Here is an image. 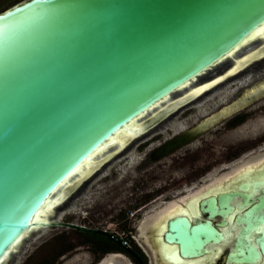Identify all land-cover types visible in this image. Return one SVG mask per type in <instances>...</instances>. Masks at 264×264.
Listing matches in <instances>:
<instances>
[{"label": "water", "instance_id": "obj_1", "mask_svg": "<svg viewBox=\"0 0 264 264\" xmlns=\"http://www.w3.org/2000/svg\"><path fill=\"white\" fill-rule=\"evenodd\" d=\"M263 26L264 0H20L1 9L0 264L26 234L60 223L35 214L89 175L73 177L88 157L93 169L104 164L110 143L98 156L100 145L253 40L264 45L262 35L248 39ZM172 218L168 229L184 231L185 217Z\"/></svg>", "mask_w": 264, "mask_h": 264}, {"label": "flooded vegetation", "instance_id": "obj_2", "mask_svg": "<svg viewBox=\"0 0 264 264\" xmlns=\"http://www.w3.org/2000/svg\"><path fill=\"white\" fill-rule=\"evenodd\" d=\"M251 47L237 57L257 46ZM232 59L190 85L226 73ZM263 63L258 57L234 72L232 67L214 85L161 114L186 86L167 104L132 120L133 130H120L125 137L109 144L108 166L100 169L90 193L102 187L99 196L106 207L92 218H120L121 234L86 230L93 237L95 264L101 257L102 264H264V105L259 112L238 111L264 95V78L255 81ZM197 99L188 106L190 117L166 118ZM120 141L123 145L114 149ZM83 186L75 189L77 201L89 190ZM176 215L185 217L184 231L168 229ZM203 221L214 230L203 229ZM167 230L172 235L165 237Z\"/></svg>", "mask_w": 264, "mask_h": 264}, {"label": "rangeland", "instance_id": "obj_3", "mask_svg": "<svg viewBox=\"0 0 264 264\" xmlns=\"http://www.w3.org/2000/svg\"><path fill=\"white\" fill-rule=\"evenodd\" d=\"M18 1L20 0H0V10ZM259 44L260 42L258 43L257 41H253L244 46L241 50L246 47H254ZM247 53L248 52L239 56V58L245 56ZM262 66L264 67V63ZM232 67H230L226 73L219 75V77L216 76L218 78L215 77L210 81H206V83L218 80L220 77H224ZM263 78L264 72L257 73L255 81H261ZM198 86H200V84L190 87V89ZM186 91L185 93H187ZM198 101L199 100L197 99L194 102L190 101L185 105L180 106L166 116V118L169 117L173 119L190 117L189 112H191V110H188V106ZM263 105L264 95L256 98L251 105L246 107L247 109L238 111L242 112L244 110H252L253 112H259L258 109L263 108ZM220 113H222V111H220ZM192 117L195 118L196 116L194 115L191 116V118ZM115 159H112L111 161L113 162ZM106 163L102 164L100 167L98 166V170H95L96 172L94 171L97 173L96 175L92 174L93 172H90L91 174H89L84 180H81L79 183L73 185V187L60 200L59 205L56 206L55 215H53V210L50 212L51 217L48 220H57L60 222L59 224L43 227L26 234L19 241L16 250L11 254H8L2 264H95V261H97V255H94L91 252L89 246L90 241L93 239L92 235L86 234L82 232V230L77 229L75 226L70 224H80L82 226L103 229L109 232L114 231L117 234H121V230L119 228V222L121 221L120 218H92L93 215L104 214L103 211L104 208H106L102 203L101 196H99L102 193V187L98 186L94 193H90V191L95 189L94 187L97 186H90L91 183L97 181L95 178L100 177L102 172L100 169L105 165L108 166ZM117 177L118 173L116 174V178ZM99 182H102L101 178ZM84 184L85 186H83ZM77 186L79 188L83 186L85 189H89L85 192V198L78 201L76 200L77 195H74L76 193L75 189ZM80 193H83L82 190ZM117 208L118 207H116V209ZM176 209L177 210L175 211H180V207H176ZM100 260H104L103 257H101Z\"/></svg>", "mask_w": 264, "mask_h": 264}, {"label": "bare ground", "instance_id": "obj_4", "mask_svg": "<svg viewBox=\"0 0 264 264\" xmlns=\"http://www.w3.org/2000/svg\"><path fill=\"white\" fill-rule=\"evenodd\" d=\"M262 29H264V26L259 30V31H257L256 33H254V34H252L251 36H249V38L248 39H254L255 37H257V35H262V37H261V41H263L264 42V30H262ZM254 41V40H253ZM252 41V42H253ZM264 44V43H263ZM251 48H254V47H251ZM257 49V48H256ZM249 50V49H248ZM262 50H263V52H264V45H261L257 50H252V51H248V53L245 55V56H243V57H240V58H238V59H236V57L238 56L237 55V52H238V50H237V52H236V56H235V59L236 60H234V61H232V62H234V65H233V68H232V72H234V71H236L237 69H239L240 67L242 68L243 67V65L245 64L246 65V62H248V61H250L253 57H254V55H256V54H259V52L261 51L262 52ZM242 52H244V51H242ZM233 53V52H232ZM244 53H246V51L244 52ZM216 78H218V77H216ZM220 80V79H219ZM219 80H215V81H211V82H208V83H205V84H200V86H198V87H196V88H192V89H190V91L188 92V89L190 88V87H194V85L195 86H197V85H199V84H194V85H188L187 86V88L185 89V90H183V92L185 93V91L187 92V93H185L184 95H182V97L178 100V103H180V102H182L183 100H186V99H188V97L191 99L192 97H194V96H196L198 93H201L202 91H204L205 89H207L208 87H210V86H212V85H214L217 81H219ZM182 92V93H183ZM176 99V98H175ZM189 99V100H190ZM167 104V102H164V103H161L159 106H161L162 104ZM171 105L172 106H176L177 104H175L174 102H172L171 103ZM170 105V106H171ZM163 106V105H162ZM228 111V110H227ZM150 113H151V111H150ZM134 125V124H133ZM125 129H127V130H129V131H131V130H133V129H130V127L129 126H126V127H124ZM135 128V127H134ZM128 132V131H127ZM135 132V131H134ZM137 132V131H136ZM135 132V133H136ZM139 133V132H138ZM122 135H124V134H122V132H118L117 134H116V136H114L113 138H111L109 141H107V142H105V143H103L102 145H100L97 149H96V153H99V155L98 156H101L102 154H101V151H102V149H104L106 146H107V144L108 143H111V142H113L114 140L115 141H117V140H119L121 137H122ZM124 137H125V135H124ZM130 137V136H129ZM131 138V137H130ZM123 139V138H122ZM118 143H120V145L118 144V145H116L115 147H114V149H117L118 147L120 148V146L121 145H123V143L120 141V142H118ZM116 144H117V142H116ZM125 144V143H124ZM114 145V144H113ZM118 148V149H119ZM108 149H109V147H108ZM95 153V152H94ZM112 154V153H111ZM98 156H95V158H97ZM104 159V158H103ZM103 159H101V160H99V161H102ZM105 159H106V157H105ZM93 161V159L91 158V157H88L87 159H86V161L83 163V164H81L80 166H78L77 168H76V173L73 175V177L74 178H80L81 176H83V174H84V172H89L90 173V168L93 166H90L89 164L90 163H92V164H94L95 162H92ZM98 161V162H99ZM96 164V163H95ZM253 165V164H252ZM251 165V166H252ZM94 166H96V165H94ZM94 166L91 168V169H93L94 168ZM250 166V167H251ZM247 167H249V166H247ZM256 168V167H255ZM86 170H88V171H86ZM240 171V170H239ZM86 173V174H87ZM88 173V174H89ZM228 178V177H227ZM229 179V178H228ZM80 180V179H79ZM227 180V179H226ZM79 183V182H78ZM65 184H67V183H63L62 184V187L65 185ZM60 200L61 199H59L58 198V195H57V193H54V195L52 196V198L51 199H49V200H47L46 202H45V204L38 210V212H36V214H35V218H38V219H43V220H47V214L48 213H50L51 212V210H52V207L54 206V204H57L58 202H60ZM175 210V209H174ZM177 210V209H176ZM168 214V213H167ZM173 214H175L174 212H173ZM4 262V261H3ZM3 262H1V263H3Z\"/></svg>", "mask_w": 264, "mask_h": 264}, {"label": "trees", "instance_id": "obj_5", "mask_svg": "<svg viewBox=\"0 0 264 264\" xmlns=\"http://www.w3.org/2000/svg\"><path fill=\"white\" fill-rule=\"evenodd\" d=\"M77 228V227H76ZM77 229H80V228H77ZM80 230H82V232H84V233H86V234H89V233H87L86 232V230H83V229H80ZM90 235V234H89Z\"/></svg>", "mask_w": 264, "mask_h": 264}, {"label": "snow or ice", "instance_id": "obj_6", "mask_svg": "<svg viewBox=\"0 0 264 264\" xmlns=\"http://www.w3.org/2000/svg\"><path fill=\"white\" fill-rule=\"evenodd\" d=\"M262 30H264V29H262Z\"/></svg>", "mask_w": 264, "mask_h": 264}]
</instances>
